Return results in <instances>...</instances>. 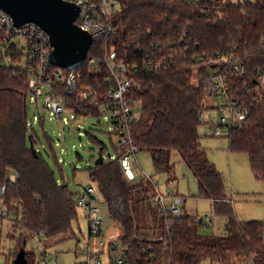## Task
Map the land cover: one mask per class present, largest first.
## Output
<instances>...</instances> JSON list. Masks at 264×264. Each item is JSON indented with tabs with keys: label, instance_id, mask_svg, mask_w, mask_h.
Wrapping results in <instances>:
<instances>
[{
	"label": "trees",
	"instance_id": "16d2710c",
	"mask_svg": "<svg viewBox=\"0 0 264 264\" xmlns=\"http://www.w3.org/2000/svg\"><path fill=\"white\" fill-rule=\"evenodd\" d=\"M117 1L111 16L114 31L93 41L87 60L76 69L82 73L80 85L67 107L77 116H103L101 109L111 103L108 90L115 85L107 59L115 52V61L125 62L132 71L136 85L129 97L142 108L129 126L131 143L150 154L155 171L166 173L168 183L176 167L172 154L177 151L196 176L200 197L213 201L214 213L226 218L227 227L223 234L203 235L197 226H202L200 217L160 211L153 200V181L136 175L129 179L122 166L121 157L131 144L119 149L117 133L109 131L116 151L112 158L105 142L89 134L104 157L88 168L89 177L122 230L117 251L127 259L118 263L111 257L109 264H264V223L237 217L224 177L202 146L199 132L201 113L214 106L207 99L210 61L220 55L242 62V73L230 64L223 67L227 95L248 111L243 125L228 135L230 149L247 153L253 171L264 180V0ZM3 48L0 35V186H7L0 209H6L3 215L15 214L14 227L22 230L13 257L23 247L29 264H37L35 252L26 249L29 237L40 232L48 237L76 236L81 191L72 192L57 178L50 160L37 149L44 143L30 110L31 63L26 57V67L13 66L24 59L20 46L9 43L5 53ZM5 54L11 58L10 66L3 62ZM151 60L161 66L144 67ZM89 86L98 98L95 104L84 97ZM39 120L45 122L41 116ZM44 136L58 165L55 142L47 132ZM12 174L15 182L10 181ZM148 209L154 220L146 225L143 213Z\"/></svg>",
	"mask_w": 264,
	"mask_h": 264
},
{
	"label": "rangeland",
	"instance_id": "374dc122",
	"mask_svg": "<svg viewBox=\"0 0 264 264\" xmlns=\"http://www.w3.org/2000/svg\"><path fill=\"white\" fill-rule=\"evenodd\" d=\"M230 1L237 3L239 0ZM11 43L20 46L24 57L19 63L13 62L12 65L26 67V37L24 35L17 36ZM46 94L47 90L44 89V95L37 99L33 96L30 102L34 126L44 143L43 146L38 145L37 149L50 160L57 178L66 183L72 192L82 191L88 185L96 187V184L89 177L88 168L95 165L99 148L91 140L89 134H96L99 139L103 140L112 158H116V151L108 135V132L112 131L108 116H77L67 109L64 117L59 119L53 110L46 107ZM207 99L212 105H215L216 102L220 104L223 101L221 98L214 99L210 95ZM208 113H212L214 115L213 121L218 122L216 110H208ZM39 116L44 119L43 124H40ZM211 124L212 120H209L208 115L205 116L199 126L201 144L224 177L227 193L234 200L237 217L240 220H261L264 223V180L259 179L253 171L249 155L245 152L232 151L230 138L215 135ZM44 132H47L55 142L53 149L59 159L58 165L52 159L51 149L45 139ZM114 140L116 139L114 138ZM136 155L138 163L133 165V171L137 177L145 176L159 184L161 193L178 192L185 200L184 203L180 204L182 213L186 211L197 219L200 217L209 222L208 228L197 224L201 234L218 235L226 232V218L214 213L212 200L200 197L198 180L177 151H173L172 154V161L175 162L176 167L171 180H177L173 187L168 183L169 176L166 173L155 171L148 152L138 151ZM106 157H108V152ZM98 196V204L103 210L106 239L110 240L114 237L115 240H118L122 230L109 216L107 205L102 196L100 194ZM3 210L6 211L5 208ZM87 214V210L79 208V220L74 222L76 236L67 237L65 234H59L48 237L40 234L29 237L26 249L35 252L36 263L76 264L77 262H84L87 258L88 236L90 234V221ZM143 214V224L147 225L153 222L154 216L151 210H145ZM16 218L15 214L9 216L7 212L0 216V264H12L14 260L13 255L18 248V241L22 234L21 229L17 228L16 230L14 227ZM106 255L107 253L101 255L102 264H109Z\"/></svg>",
	"mask_w": 264,
	"mask_h": 264
},
{
	"label": "built area",
	"instance_id": "2783aa9c",
	"mask_svg": "<svg viewBox=\"0 0 264 264\" xmlns=\"http://www.w3.org/2000/svg\"><path fill=\"white\" fill-rule=\"evenodd\" d=\"M75 3L81 8L80 16L77 20L79 26L88 31L93 41L103 37L114 31L111 16L116 12L118 7L117 0H68ZM0 35H3V51L6 52V46L17 37L24 35L27 39V58L31 65L29 66V85L31 88V97L36 99L44 95V89L47 90L46 107L55 112L56 117L62 119L64 117L67 102L74 96L79 85L82 73L76 69L70 70L65 74L62 67H52L50 61V52L52 50L50 37L47 32L35 23H27L17 27L14 19L6 11L0 7ZM88 58V57H87ZM116 53L111 54L110 60L107 59L108 67L115 85L108 90V97L111 101L109 106L101 109V114L108 116L112 126V130L117 133V145L119 149L131 144L128 151L121 157L122 166L127 173L129 179H133L135 174L133 165H137L138 146L131 143V135L129 126L132 125L141 115V104L129 97L131 89L136 85L135 78L130 75L132 71L127 67L125 62L115 61ZM204 57H200L203 59ZM11 58L6 56L4 63L7 66L11 64ZM87 60V59H86ZM94 62V58H90ZM212 63L211 71L208 73L209 90L212 98L223 99L222 103L216 102L213 108L206 109L216 110L218 113V122H214V115L203 111L201 116L204 118L208 115L212 120V128L215 135L228 136L235 128L243 125L248 111L239 106L238 102L227 95L228 93V77L223 73V67L231 65V69L242 73L245 66L242 62L231 58L221 57L220 55L210 61ZM160 61L151 60L145 62L144 67L155 69L161 66ZM139 67L134 68V72ZM261 81H264L261 78ZM84 97L91 100L92 104L98 101L95 91L92 87H85ZM32 101V99H31ZM72 111L71 109H69ZM73 112V111H72ZM75 114V112H74ZM135 159V161H132ZM10 181L15 182L16 176L10 175ZM177 180H171L169 184L173 187ZM154 196L153 200L160 207V211L167 214L181 215V203L185 200L177 192L169 191L167 194L161 193L159 184L153 182ZM7 191V186H0V201L3 199ZM99 196L97 189L88 185L80 192L77 197L78 206L87 210V216L90 221V233L92 239L87 246V258L84 262L76 264H102L101 255L106 250L114 261L124 263L127 259L123 252H118V242L116 240H107L104 231L103 210L98 204ZM3 210L0 209V216ZM204 228L209 227V222L200 219ZM42 234L40 232L38 235ZM37 235V236H38ZM153 241L155 238L152 239ZM123 249V248H122ZM124 250V249H123ZM116 252V254H114ZM47 255V252H46ZM153 259V257H152Z\"/></svg>",
	"mask_w": 264,
	"mask_h": 264
},
{
	"label": "water",
	"instance_id": "95a60500",
	"mask_svg": "<svg viewBox=\"0 0 264 264\" xmlns=\"http://www.w3.org/2000/svg\"><path fill=\"white\" fill-rule=\"evenodd\" d=\"M0 7L14 19L17 27L35 23L50 37V61L68 70L81 67L93 43L92 35L77 20L81 8L68 0H0ZM33 151L35 147L31 144ZM99 153L96 164L103 162ZM12 264H29L25 248H21Z\"/></svg>",
	"mask_w": 264,
	"mask_h": 264
},
{
	"label": "crops",
	"instance_id": "0c3cea01",
	"mask_svg": "<svg viewBox=\"0 0 264 264\" xmlns=\"http://www.w3.org/2000/svg\"><path fill=\"white\" fill-rule=\"evenodd\" d=\"M88 239H89V242H90V240L92 239L91 233L89 234ZM110 240H115V239H114V237H113V238H111ZM106 253H107L106 257L108 258V262L110 263L111 255H110L106 250L102 253V255H103V254H106Z\"/></svg>",
	"mask_w": 264,
	"mask_h": 264
}]
</instances>
